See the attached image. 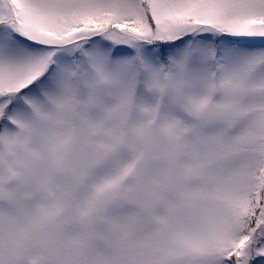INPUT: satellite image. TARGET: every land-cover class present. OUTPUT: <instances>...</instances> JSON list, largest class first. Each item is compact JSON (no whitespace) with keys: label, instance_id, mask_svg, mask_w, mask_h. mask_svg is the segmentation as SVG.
Returning <instances> with one entry per match:
<instances>
[{"label":"snow or ice","instance_id":"6c2138e0","mask_svg":"<svg viewBox=\"0 0 264 264\" xmlns=\"http://www.w3.org/2000/svg\"><path fill=\"white\" fill-rule=\"evenodd\" d=\"M0 264H264V0H0Z\"/></svg>","mask_w":264,"mask_h":264}]
</instances>
